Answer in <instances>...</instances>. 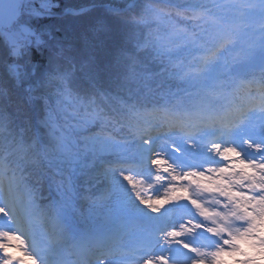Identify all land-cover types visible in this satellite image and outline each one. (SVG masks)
Segmentation results:
<instances>
[{
	"label": "trees",
	"instance_id": "obj_1",
	"mask_svg": "<svg viewBox=\"0 0 264 264\" xmlns=\"http://www.w3.org/2000/svg\"><path fill=\"white\" fill-rule=\"evenodd\" d=\"M42 2L48 11L43 15L40 12L29 15L27 23L35 31L40 27L49 31L53 39L46 36L44 45H31L14 54L0 34V129L4 130L0 132V159L8 153L18 155L26 151L36 156L38 167L34 174L44 185V194L52 204L47 217L43 221L36 217L34 222L43 238L51 227L62 231L61 238L67 240L71 231L84 227L79 221L84 217L85 194L93 196L85 187L97 182L87 155H83L86 164L74 170L55 160L54 136L68 128L69 134L79 136L96 127L75 119L74 113L82 111L76 101L93 93H103L110 100L131 96L146 103H160L181 91L183 82L171 75L173 70L167 59L140 47L149 32L163 30V25L151 18L153 10L196 5L211 9L214 16L231 22L236 18L232 12L235 1L41 0L37 4ZM23 7L21 13L25 12ZM170 15L178 19L175 11ZM141 16L146 20L143 24L136 22ZM175 55L185 57L189 50L181 49ZM133 61L137 72L134 80L129 73ZM13 66L22 67L23 75L15 73ZM65 88L71 92L73 102L63 100ZM57 100H61L59 106ZM70 122L77 128L70 127ZM0 179L7 177L0 173ZM69 192L76 195L70 220L59 205L58 210L55 206L56 201L70 196ZM81 244L85 249L86 241Z\"/></svg>",
	"mask_w": 264,
	"mask_h": 264
},
{
	"label": "rangeland",
	"instance_id": "obj_2",
	"mask_svg": "<svg viewBox=\"0 0 264 264\" xmlns=\"http://www.w3.org/2000/svg\"><path fill=\"white\" fill-rule=\"evenodd\" d=\"M237 1L242 3L238 6V11L239 13H241V10L243 11V13H241L243 18L231 23L230 27H225L224 24H221V30L224 34L230 36L232 42L221 54V59L212 68L207 78L203 80L205 81L206 88L202 87L201 89L199 88L195 91H190L180 96L178 95L167 101L169 104H175L177 110H179L182 114L186 111L190 113L194 112L197 107L203 106H208L213 110L221 109L225 104L229 103L232 98L237 100V91L240 88H243V86L240 85V87H238L239 83L236 79V76H247V74L250 73L249 70L254 65L258 64L260 67L264 66V3H262L261 0ZM37 2H41V0H24L23 6L25 5V7L23 8L25 12L23 11L24 13H21L19 19L14 22L12 26L0 30V34L12 47V52L14 54L21 53L22 49L25 50V47H29L31 45H44L46 36L49 39H53V37L51 38L49 31H44L42 27L37 28V31H35L33 28H30L29 24L27 23L31 18L29 15L33 16L34 14H37V12H40L43 15L45 10L48 11V6L46 3L42 2L37 4ZM22 14L25 15L22 16ZM259 19H261V21H258L255 24L252 23V20L255 21ZM244 31L248 32L246 35V41H242L240 38L241 34H245ZM249 67L250 69H248ZM13 68L15 69V73L20 74L19 76L23 75L22 67L18 68L17 66H13ZM217 79L223 80L225 82V93L222 97L211 100L208 97L206 90ZM208 84L209 87H207ZM245 90L247 89L245 88ZM74 117L75 119L86 123L85 120L81 119L78 115H74ZM247 119V122L252 121L250 115L247 116ZM260 119L261 118L257 120ZM69 125L70 127L74 126L75 129L77 128L74 122H70ZM82 128L85 129L84 124ZM240 129L238 128L237 134L242 133ZM247 132L250 133V129L248 127ZM88 133L89 131L76 136L72 133L69 134L68 128L67 130H62L57 136L53 135L55 137L54 150L56 152V158H54L56 161L64 162L68 169L74 170L77 169V167H80L82 163L86 164V160L83 158L84 154L93 159L91 162L92 164H99L97 167L95 165V175L98 181L97 184L94 185L95 187H93V190L97 194L94 198L89 199V205L85 210L83 219H87L89 222L94 220L95 226L93 227H97L100 223H104L106 225L105 229H111L108 232L109 234H107V237L115 235L117 231L121 230V228L123 229L125 224L132 225L134 221H138L140 224V229L139 231H136L137 233H133V236L136 238L134 239L133 236L130 237L133 240H137V242L134 241V249L138 244H147L150 241V239L147 237V234L144 236L145 238L143 236H139L143 231L142 228L149 227L152 229V231H155V233L161 229L168 230L175 228L181 231L188 229V231H184V236L181 237L182 240L192 244L206 253L212 252L203 250L199 247V236L203 235L199 228L194 229L188 223L178 222L175 218L171 219L168 217L167 212L163 211L159 216H152L148 215L144 209L138 207L136 204H128L131 199H133V201H137V194L146 200L147 193L145 187H141L140 184L137 183L136 188L133 189L123 179L125 175L134 178L139 177L142 179H149L150 186H156L161 180L160 177L153 178V175L155 172H158L159 174L164 172L163 169L165 167H155L154 171L153 169L145 168V162L151 158L152 154H156L157 152L159 153L160 146L165 144L168 147V150H170V153L174 154V157H170L169 154L165 155L167 161L169 162L168 165H179V167L173 168L170 173L173 176H176L179 180H183L185 188L191 190L193 187V183L191 182L193 181V178L191 177L186 179V175H181L180 168H182L181 166L185 167L186 165H188L189 168L199 165V167L202 169V173L205 174L202 176H205L206 178L208 177L205 185L209 188L206 189H214L218 187L221 181H227V175L224 176V174L220 173L221 169L217 168V166L212 163L216 158L213 155H208L207 158L209 159L185 158L182 154L183 151L177 145L180 143V145L186 144L188 146H193L194 148L190 149L195 151L197 150V153H199L200 149L198 146L204 144L203 142L205 136L191 135L179 139L173 138L172 136H163L152 139L149 145H138L135 141L120 143L101 142ZM190 140L193 141L191 142ZM124 163L134 164V169H131L132 171L127 170L131 167H129L130 165H125ZM115 173H118V176H116ZM86 186H88L87 188L91 190L90 184ZM167 186L172 188L169 184ZM108 189L109 194L107 195ZM73 199H75V196H67V198L62 200L60 203L61 210L67 218L70 217L71 212L74 209ZM0 209L3 210L0 211V229L11 230L14 225L8 223L4 216L5 214L11 216L12 209L4 207L2 204H0ZM38 229L39 228L36 226L35 231L29 235L27 245L24 244L23 239H9L8 242L5 243V236L3 233H0V245H4V247L9 249H15L18 253L15 258L10 256L12 258V264L58 263V261H55V258L58 257L50 260L48 255L55 254L60 244H56V242H50L46 247L43 248L41 239L39 238ZM91 230L92 229H89L88 231L91 232ZM61 234L62 231L58 233H53L50 231V236L54 240L59 239ZM149 234L155 239L154 242L159 245L160 242L156 240V235H153L151 232H149ZM194 234H196L195 237ZM76 238L78 237H74L73 240L75 241ZM100 245L102 249H107L106 247H108L110 244L101 243ZM122 245L130 247V243H128L126 240L122 242ZM90 247L92 249L95 246ZM74 250H76V246ZM126 251L131 253L129 250ZM155 252H168L171 254V258L173 260L179 259L182 261V264H190L191 259H194V257H189L187 253H183L175 244H173L171 247L164 246L161 248L157 246L155 248ZM132 254L133 258H130V260L139 259V256L141 255L140 248L138 255H135L134 253ZM61 256L65 257V254L60 255V260L58 259L59 261L62 259ZM208 257L209 256L205 255L199 259L202 261V264H209V260H207ZM124 258L129 259V256L126 255ZM79 259L82 258L79 257ZM209 259L211 262H213L211 257H209Z\"/></svg>",
	"mask_w": 264,
	"mask_h": 264
},
{
	"label": "clouds",
	"instance_id": "obj_3",
	"mask_svg": "<svg viewBox=\"0 0 264 264\" xmlns=\"http://www.w3.org/2000/svg\"><path fill=\"white\" fill-rule=\"evenodd\" d=\"M205 11L208 15L213 16L211 9ZM176 17L178 19H172V17L171 19L186 29L184 33L178 35L177 42L173 44V48L178 49V51L187 49L190 53L197 46H212L224 35L220 28L208 23L205 19L193 20L191 13L186 12L185 16ZM183 58L187 60L190 59V56L187 55ZM170 69L174 70L172 65H170ZM56 103L59 106L61 100H57ZM78 108L82 111H78L74 115H78L86 123L96 125L94 129L89 130L88 134L101 142L135 141L138 145H149L145 144V141H151L158 137L172 136L179 139L188 136L179 126L165 117V113L182 114L177 110L175 104H169L167 101L146 103L131 96L127 99L112 97L110 100L103 93H93L79 99ZM133 110L145 114L154 113L155 115H150L146 124L144 121H138L133 117ZM89 116H91V120L88 119ZM246 121L247 119L243 124ZM2 131L4 130L0 129V132ZM231 132L218 127H201L193 135L207 136L208 142L212 143L213 141H221ZM161 159L166 164L169 163L163 153H156L147 161L148 167L155 171L152 162ZM169 165L172 168L179 167L175 164ZM36 167H38L36 156L27 151L18 155L8 153L0 159V173L7 177L6 180L0 179V204L12 209V215L5 214L4 218L8 223L14 225L11 230L0 229V233L5 236V243L11 237L23 239L24 244L27 245L29 235L36 228L35 218L39 217L43 221L48 215L52 201L44 194L46 191L44 185L35 177ZM134 203L141 207L137 201ZM145 212L147 213V210ZM4 249V245H0V264H12V258ZM126 255L128 253L124 248L116 246L100 250L96 255L81 260L79 264H142L139 259H125Z\"/></svg>",
	"mask_w": 264,
	"mask_h": 264
},
{
	"label": "snow or ice",
	"instance_id": "obj_4",
	"mask_svg": "<svg viewBox=\"0 0 264 264\" xmlns=\"http://www.w3.org/2000/svg\"><path fill=\"white\" fill-rule=\"evenodd\" d=\"M261 2L264 3V0H261ZM171 11H175L176 16L180 17L185 16V13L188 12L191 13L193 20L205 19L208 23L217 26L220 29L222 27L219 17L208 15L205 9L196 5L186 9H155L152 12L151 18L155 20L158 25H163V30L157 28L148 33L140 47L142 49L152 50L156 53L158 58L167 59L168 63L172 65L174 69L171 75L178 81L201 82L207 78L212 68L220 60L221 54L225 51L232 40L229 35L224 34L212 46H197L196 48L192 49L189 53L190 59L185 60L183 57H177L175 54L178 52V49H174L173 44L177 42L178 35L180 33H184L186 29L171 19ZM134 20H136V18H134ZM136 22L141 24L145 23V17L141 16L138 20H136ZM129 73L130 79H136L137 72L134 61L132 66L129 68ZM224 83L225 82L223 80L217 79L206 90L207 95L211 100L218 99L224 95ZM244 86L247 87V85ZM62 97L64 101L68 102H73L74 99L71 92L67 88L64 89ZM76 103H78V101H76ZM260 107L261 110L264 111V94L261 96ZM247 114V107L229 102L221 109L213 110L208 106H203L197 107L194 112H185L181 115L165 113V117L171 120L175 125L179 126L185 135L191 136L197 133L201 127H218L222 130L231 132L233 129L238 128L245 122L247 119ZM132 115L138 121H144L147 124L148 117L150 115L154 116L155 114H145L133 110ZM150 143V140L145 141V144ZM248 146L252 147L250 144ZM221 148L222 146L219 144L214 145L213 151H216L221 157H224L225 153H227V155L236 156L239 159L236 167L250 170L249 165L244 164L243 160L240 159L242 154L239 153L234 146L223 147V150H221ZM256 150H261V147L256 146ZM161 162V160H153L152 163L156 167ZM172 169V166L169 165L168 167H165L163 171L170 172ZM226 171L227 169L220 170L222 173ZM195 175V172H190L185 178L188 179L189 177H193ZM172 178L175 180L176 176H173ZM201 178L203 179V177ZM123 179L133 189L136 188L137 182L134 181L133 177L125 175ZM192 182L195 183V181ZM220 194L225 196L229 202L234 203L235 210L242 214L239 216V219L248 221L249 228L245 229L243 232H228V229L225 227V224L228 222V217L226 215L218 212H209L195 201L189 202L197 210L200 216L204 218L219 217V219L224 222L223 224H220L217 223L215 219H213L212 222L215 226L204 229L207 233L213 236H217L221 233L228 234L231 237L232 242L238 244L242 236L251 231V223L254 217L245 211V208L241 203L234 200V197H237L239 194L232 192L230 187L227 190L222 191ZM180 199L188 200L187 189L176 188L171 195L155 200H145L138 194L136 195V200L141 208L147 210V214L152 216L161 215L165 208L172 204L179 203ZM245 199H252V197H245ZM258 203H264V199H261L258 201ZM0 211L3 210L0 209ZM236 211H234L232 214L235 215ZM195 227L199 228L200 225H196ZM132 229H140V224L138 221H134L132 223V228L129 229V231ZM184 231H188V229H185ZM184 231L177 230L175 228L168 230L161 229L156 233V240L160 242L159 245H157L154 241L147 244L142 243L140 245L141 255L139 256V260L142 262V264H182V261L179 259L173 260L171 258V254L168 252H155V248L157 246L161 248L164 246L171 247L173 244H175L183 253H187L189 257H194V259H191L190 264H202V261L199 258L205 255L211 257L214 264H219V261L223 260L225 256L236 255L235 251L226 252L222 248H217L215 251L206 253L192 244L182 240L181 237L184 236ZM10 239L14 238L10 237ZM4 250L12 258H15L18 254L15 249H9L5 247Z\"/></svg>",
	"mask_w": 264,
	"mask_h": 264
},
{
	"label": "bare ground",
	"instance_id": "obj_5",
	"mask_svg": "<svg viewBox=\"0 0 264 264\" xmlns=\"http://www.w3.org/2000/svg\"><path fill=\"white\" fill-rule=\"evenodd\" d=\"M243 84H248L254 90L263 91L264 72H255L250 74ZM244 88L246 87L243 86V88H240L237 92H246ZM244 92H239L240 96L237 97L236 104H240L241 106H243V104L246 103V101L244 100ZM248 97L253 101H257L254 100L255 94L253 93H250ZM255 116L256 114L254 112L253 117ZM241 131L244 133L243 138H239L238 136H236V134H233L234 132H232L226 138H224L223 142L213 141L212 143L208 142L207 146H205L204 144L198 146V148L200 149L199 153H197V150L195 151L190 149L194 148L193 146H188L186 144L180 145V143L177 144L178 147L183 151L182 154L185 158L209 159L207 158L208 155H213L220 161L219 169H227L226 172H220L224 174V176L227 175V181H221L220 185L212 189L210 192V190L206 189L209 187L205 185L208 177L206 178L205 176H202L205 174L202 173V169L198 165H195L188 170L180 168L181 175L184 176L189 172H195L196 175L192 177L195 183L192 182L193 187L191 188V190H187L188 200L180 199L179 203L172 204L168 208L175 209L176 212L178 210L182 211V219H189L192 226L200 225L199 228H201L203 233L210 235L204 229L215 226L212 222L213 219H215L217 223L220 224H223L224 222L221 221L219 217L204 218L200 216L197 210L189 202L195 201L197 204L201 205L205 210L209 212H218L226 215L228 217V222L227 224H225V227L228 229V232H243L245 229L249 228L248 221L239 219V216L242 214L235 210L234 203L229 202V200L225 196L220 194L222 191L227 190L230 187L232 192L239 194L237 197H234V200L241 203L244 206L245 211L250 213L254 217V219L251 223V231L242 236L238 244L233 243L231 237L228 234L221 233L216 236V238L219 239V245L225 248L223 249L224 251L236 252V255L234 256H225L223 260L219 261V264H264V203H258V201L264 199V194L260 193L258 196H255L253 192H249L250 190H258L262 187L264 183V169L262 171L261 169L256 168L257 166L251 163V159H244L241 157L240 159L243 160L244 164L249 165L250 170L237 168L236 165L239 162V159L236 156L227 155V153H225V156L221 157L216 151H212L213 146L217 144L222 146L221 150H223V147L234 146L239 153L241 150L249 147V144L255 146L259 139H255L254 137H252L251 133L257 132L258 134H262L264 136V117L255 124L249 134H245V132L247 131V125L244 126ZM159 151V153H163L164 156L169 154L170 157H174V154L170 153V150H168V147L165 144H162L160 146ZM154 154H152L151 158ZM161 161L162 162L158 166H156V168L169 166L164 162L163 159H161ZM125 165H130L129 167H131L127 170L132 171L131 169H134V164L127 163ZM145 168L152 169L148 167L147 161L145 162ZM115 175L118 176V173H115ZM154 177H160L161 180L156 186H150L149 179L133 177L135 182L140 184L141 187H145L147 193L146 200L165 198L166 196L171 195L176 188H185L184 181L179 180L177 177L175 180H173V175L170 172L168 173L164 171L160 174L158 172H155L153 178ZM201 177H203V179ZM168 184L172 188L168 187ZM108 194L109 189L107 191V195ZM245 197H252V199H245ZM128 204L135 203L133 199H131ZM176 207H179L180 209H176ZM234 211H236L235 215L232 214ZM178 222H180V220H178Z\"/></svg>",
	"mask_w": 264,
	"mask_h": 264
},
{
	"label": "water",
	"instance_id": "obj_6",
	"mask_svg": "<svg viewBox=\"0 0 264 264\" xmlns=\"http://www.w3.org/2000/svg\"><path fill=\"white\" fill-rule=\"evenodd\" d=\"M24 0H0V30L16 22L22 12Z\"/></svg>",
	"mask_w": 264,
	"mask_h": 264
}]
</instances>
